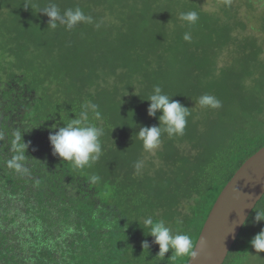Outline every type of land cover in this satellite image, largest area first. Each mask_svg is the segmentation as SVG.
Wrapping results in <instances>:
<instances>
[{
    "label": "trees",
    "instance_id": "1",
    "mask_svg": "<svg viewBox=\"0 0 264 264\" xmlns=\"http://www.w3.org/2000/svg\"><path fill=\"white\" fill-rule=\"evenodd\" d=\"M220 2L211 11L204 0H0V264L189 263L171 249L159 256L143 220H164L195 247L227 184L264 148V0ZM51 4L79 7L92 23L52 28L41 12ZM191 11L195 24L180 19ZM156 85L191 115L182 136L164 133L146 151L138 132L159 126L161 113L147 112ZM205 94L222 106L195 103ZM89 102L103 154L79 169L53 155L49 130ZM27 173L34 188L14 180ZM103 209L116 222L107 235ZM259 211L264 197L225 264L251 263Z\"/></svg>",
    "mask_w": 264,
    "mask_h": 264
},
{
    "label": "clouds",
    "instance_id": "2",
    "mask_svg": "<svg viewBox=\"0 0 264 264\" xmlns=\"http://www.w3.org/2000/svg\"><path fill=\"white\" fill-rule=\"evenodd\" d=\"M49 19V26L57 27V23L65 25L67 30L83 23H92V17L86 15L79 7L75 9H67L61 13L55 4L42 9ZM198 14L195 11L181 13L180 19L188 24H195L198 20ZM99 27V25H97ZM185 40H190L189 34H185ZM149 107L147 109L150 117L156 118L159 115V126L151 127L143 126L138 132L139 138L143 142V147L146 151H153L162 143V135L166 133L169 138L173 136H182L188 123V117L191 115L190 109L181 104L180 101L170 98L163 93L159 85L154 86L153 94L150 95ZM201 107L217 109L222 106V102L215 96L205 94L198 98L195 102ZM84 110L79 118L71 119L70 122L60 127L58 124H53L49 130V141L52 146L53 155H58L64 161L72 163L76 168L83 169L91 167L92 164L98 162L102 156V144L100 137L103 135V129L87 123L88 110L95 112L99 117V112L96 111L97 105L88 103L85 104ZM58 129V130H57ZM17 169L21 168L16 165ZM142 167V161H137L135 168L137 172ZM27 171V169H23ZM99 180L98 176H92L91 181L95 183ZM233 191L237 194L241 192L239 186ZM255 221H264V211L255 213ZM139 222V221H138ZM144 229L147 228L148 234L154 238L153 243L159 245L158 255L165 257V254L172 250L170 259L175 260L177 257H190L192 261L198 259V252L194 247L192 238L186 233H173L172 229L166 225L164 220L155 221L152 217H147L143 220ZM251 245L257 252L264 251V230L258 233L252 240ZM143 248L150 247L147 240L142 242Z\"/></svg>",
    "mask_w": 264,
    "mask_h": 264
},
{
    "label": "water",
    "instance_id": "3",
    "mask_svg": "<svg viewBox=\"0 0 264 264\" xmlns=\"http://www.w3.org/2000/svg\"><path fill=\"white\" fill-rule=\"evenodd\" d=\"M237 186L239 194L233 191ZM263 197L264 148L243 164L217 199L195 246L198 259L191 264H225Z\"/></svg>",
    "mask_w": 264,
    "mask_h": 264
},
{
    "label": "rangeland",
    "instance_id": "4",
    "mask_svg": "<svg viewBox=\"0 0 264 264\" xmlns=\"http://www.w3.org/2000/svg\"><path fill=\"white\" fill-rule=\"evenodd\" d=\"M220 1L222 0H204V6L203 8L206 9V10H211V11H214V10H217L218 8V5L221 3ZM13 87L14 88H18L19 85L18 83H13ZM23 87V86H22ZM25 88V87H23ZM32 96H33V92H30L28 95H27V98L29 100H32ZM2 165L4 166V162L2 161ZM6 169V172H8L9 174L11 173V170L8 169V167H4ZM24 167L22 166L19 171L17 172V174H21L25 171H23ZM14 180H21V185L22 186H25V185H28V187H35L31 182L33 181L32 178L28 175V173L26 175H21V176H17V175H14ZM87 186V185H85ZM29 191V189L25 192V194H27ZM92 194V191L90 189H87V194L86 195H91ZM19 198L22 197L21 195H17ZM98 209H100V207L98 206ZM77 210L78 208L74 209L73 210V214H74V218L77 219L78 218V214H77ZM99 219H101V221H103V224L101 225L100 227V230L102 232L103 235H107L109 230L112 229L113 225L116 224V222L114 221V217L110 214V210L109 209H103L99 215ZM75 223V222H73ZM76 224H74L72 226V229L75 230L76 228ZM87 234L84 232V233H81L79 231V234H78V237H75V240L78 241L76 244L78 246H82L81 245V239L82 240H88L87 239ZM251 263H248V264H264V251L262 252H257L256 250H253V254L251 256V259L249 260Z\"/></svg>",
    "mask_w": 264,
    "mask_h": 264
}]
</instances>
